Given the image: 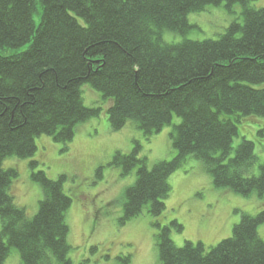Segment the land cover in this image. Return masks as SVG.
<instances>
[{
    "label": "trees",
    "instance_id": "16d2710c",
    "mask_svg": "<svg viewBox=\"0 0 264 264\" xmlns=\"http://www.w3.org/2000/svg\"><path fill=\"white\" fill-rule=\"evenodd\" d=\"M255 1L0 0V264L13 248L23 264H73L67 176L50 178L33 158L40 136L66 146L80 124L100 116L101 106L84 102L85 85L110 101L112 131L133 122L149 138L180 118L170 133L171 160L150 167L134 139L133 149L111 162L124 175L136 169L120 223L144 212L155 217L160 264H264V209L240 211L232 235L209 248L189 240L177 246L171 231L184 226L157 219L172 192L170 176L189 157L215 187L264 197V162L256 173L254 141L243 137L234 147L244 118H264V6ZM222 5L241 11L218 38L188 37L196 28L191 15ZM168 33L183 39L168 41ZM8 157L31 158V178L43 190L34 216L10 192L19 171L4 167ZM119 259L131 263L129 255Z\"/></svg>",
    "mask_w": 264,
    "mask_h": 264
},
{
    "label": "rangeland",
    "instance_id": "374dc122",
    "mask_svg": "<svg viewBox=\"0 0 264 264\" xmlns=\"http://www.w3.org/2000/svg\"><path fill=\"white\" fill-rule=\"evenodd\" d=\"M256 7H263L264 0H256ZM241 7L236 5L234 13L225 5L209 7L206 11L193 14L190 20L196 25L188 35L191 39H216L225 28L240 16ZM168 41H181L180 34L168 33ZM264 87V85H263ZM87 106H101L100 116L82 123L75 137L66 146L55 142L48 135L37 139L38 151L33 159L40 162V168L47 175L58 178L66 175L64 189L73 199L67 215L70 227V257L73 264L91 259L89 264H121L119 257L129 255L130 264H160L157 246L158 228L153 225L155 217L144 212L124 225L120 219L124 214L125 193L136 181V169L124 175L121 167L111 165L116 152L129 153L134 139L141 140L142 156L148 158L152 167L161 160H171L176 155L170 133L178 116L161 132L146 137L133 122L119 131H112L109 125L108 107L110 101L90 85L82 88ZM264 118L250 116L239 124V136L234 139L236 148L243 137L253 140L258 156L255 172L264 162ZM31 158L8 157L5 168H15L19 176L14 179L11 194L18 205L25 207L28 215L34 216L43 198L41 186L31 178ZM103 170L98 173L100 167ZM172 192L166 199V210L157 218L163 225L178 220L184 226L182 231L173 228L171 237L177 246L186 240L203 242L208 248L232 235L233 228L241 219V212L257 214L264 209V197L257 194L243 196L227 188H217L210 174L202 164L189 157L185 164L169 178ZM239 210V211H237ZM2 222L0 219V231ZM264 238V223L258 228ZM6 264H23L19 252L12 249Z\"/></svg>",
    "mask_w": 264,
    "mask_h": 264
}]
</instances>
